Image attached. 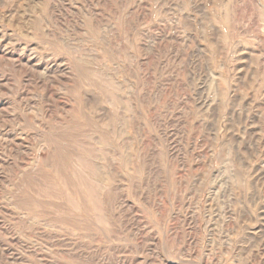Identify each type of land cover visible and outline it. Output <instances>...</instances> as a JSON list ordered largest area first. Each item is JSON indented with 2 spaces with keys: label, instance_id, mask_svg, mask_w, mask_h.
Returning a JSON list of instances; mask_svg holds the SVG:
<instances>
[{
  "label": "rangeland",
  "instance_id": "rangeland-1",
  "mask_svg": "<svg viewBox=\"0 0 264 264\" xmlns=\"http://www.w3.org/2000/svg\"><path fill=\"white\" fill-rule=\"evenodd\" d=\"M0 264H264V0H0Z\"/></svg>",
  "mask_w": 264,
  "mask_h": 264
},
{
  "label": "bare ground",
  "instance_id": "bare-ground-1",
  "mask_svg": "<svg viewBox=\"0 0 264 264\" xmlns=\"http://www.w3.org/2000/svg\"><path fill=\"white\" fill-rule=\"evenodd\" d=\"M25 62V61H24ZM246 119V118H245ZM256 137V136H255ZM220 259V258H219Z\"/></svg>",
  "mask_w": 264,
  "mask_h": 264
}]
</instances>
